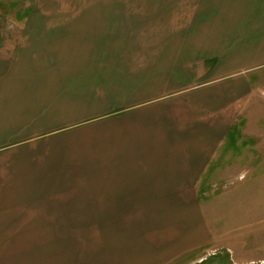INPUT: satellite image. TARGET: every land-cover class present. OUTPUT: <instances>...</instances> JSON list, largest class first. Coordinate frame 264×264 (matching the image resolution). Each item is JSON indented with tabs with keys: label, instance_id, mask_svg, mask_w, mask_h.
Here are the masks:
<instances>
[{
	"label": "crops",
	"instance_id": "0c3cea01",
	"mask_svg": "<svg viewBox=\"0 0 264 264\" xmlns=\"http://www.w3.org/2000/svg\"><path fill=\"white\" fill-rule=\"evenodd\" d=\"M245 3L243 24L228 30L248 42L222 56L229 64L147 100L162 83L146 66L114 64L143 59L114 55L120 34L111 23L76 20V12L66 21V6L48 20L0 22V165L9 172L0 188V264H185L206 243L201 203L181 190L206 181L226 134L242 92L229 73L243 69L238 62H264V42L255 43L264 40V0ZM34 175L59 181L36 180L49 195L20 199ZM58 189L70 191L67 201L55 198ZM121 221L128 227L114 230Z\"/></svg>",
	"mask_w": 264,
	"mask_h": 264
},
{
	"label": "rangeland",
	"instance_id": "374dc122",
	"mask_svg": "<svg viewBox=\"0 0 264 264\" xmlns=\"http://www.w3.org/2000/svg\"><path fill=\"white\" fill-rule=\"evenodd\" d=\"M59 6H66V21H71L76 12V20L111 23L120 34L115 39L114 55L125 58L138 54L145 60L114 64L141 70L146 66V76L162 83V87L155 86L161 93L146 96V100L201 84L214 63L229 64L221 60L222 56L248 42L235 38L228 30L243 24L238 9H245V0H0V22L48 20L57 16ZM220 41L225 44L219 46ZM253 48L256 51L252 54L264 53L262 48ZM236 64L243 69L229 75L242 81V92L233 102L234 113H228L231 122L227 120L226 134L205 168L206 181L197 184L198 188L181 190L187 200L201 203L209 236L206 243L183 259L185 264H264V62ZM112 78L113 83L121 85V75L115 72ZM180 108V119H189L184 107ZM5 167L0 165V188L9 183ZM41 179L58 180L34 175L29 184L32 189L19 190L18 197L48 196L51 191L34 188L45 186L36 181ZM64 179L72 182L74 176L65 175ZM67 192L58 189L55 198L65 202ZM128 224L121 221L113 228L119 231Z\"/></svg>",
	"mask_w": 264,
	"mask_h": 264
},
{
	"label": "flooded vegetation",
	"instance_id": "af4514ba",
	"mask_svg": "<svg viewBox=\"0 0 264 264\" xmlns=\"http://www.w3.org/2000/svg\"><path fill=\"white\" fill-rule=\"evenodd\" d=\"M196 263L198 264V262L196 261Z\"/></svg>",
	"mask_w": 264,
	"mask_h": 264
}]
</instances>
